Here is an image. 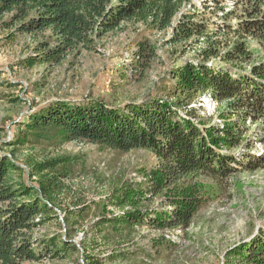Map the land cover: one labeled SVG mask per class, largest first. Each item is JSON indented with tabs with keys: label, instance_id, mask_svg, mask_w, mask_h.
<instances>
[{
	"label": "trees",
	"instance_id": "obj_1",
	"mask_svg": "<svg viewBox=\"0 0 264 264\" xmlns=\"http://www.w3.org/2000/svg\"><path fill=\"white\" fill-rule=\"evenodd\" d=\"M192 1L0 0V26L38 39L36 56L21 61L27 67L37 63L59 65L69 55L80 54L85 49L95 50L99 40L109 33L124 30L129 24L160 31L171 29L168 41L172 45H184L193 38L206 40V46L198 51L197 63L171 68L166 78L168 83L161 90L165 93L162 98L121 107L103 100L79 104L69 99L58 100L31 114L23 123L17 137L19 145L31 142L33 136L36 140L59 139V144L85 141L118 152L147 148L156 154L158 164L146 173L148 185L145 188L124 184L109 196L115 206L122 209L129 206L133 211L99 216L96 226L102 232L109 226L118 232L139 225L158 229L188 228L199 210L214 197L199 179L211 178L221 184L239 171L232 166L234 163L242 168H260L264 164V156L249 155L243 163L225 154L224 149L241 144L245 130L243 132L238 121L222 114L223 126H218L212 123L213 115L206 116L193 105L198 97L209 94L216 101H229L231 109H235L233 115L241 116L244 121L248 118L257 121L262 117L264 63L252 66L250 75H234L229 67L214 61H246L251 55L245 41L248 36L264 46V0H236L247 5L248 17L236 25L225 24L222 27L225 30L220 27L218 32H210L209 20L199 8H187ZM209 1H202L204 11L210 8ZM212 1L214 9L224 10L220 5L223 0ZM230 15L226 12L225 19ZM230 30L242 40L221 55L222 41L218 37ZM154 54L155 48L144 39L139 41L134 57L140 60L139 66H144ZM13 158L0 153V264H32L45 255H59L61 247L67 245L54 242L44 247L45 254L31 234L40 224L35 221L36 216L42 215L46 221L52 213L53 206L40 198L38 191L52 199L59 183L53 181L51 172L62 162L45 159L33 163L32 172L26 173ZM12 171L25 175L8 178ZM35 175L39 177L38 187L28 182ZM158 197H161L160 206L146 212L139 210L144 199L154 203ZM88 213L81 209L75 217L83 218ZM227 262L264 264V230L249 242L231 248Z\"/></svg>",
	"mask_w": 264,
	"mask_h": 264
},
{
	"label": "rangeland",
	"instance_id": "obj_2",
	"mask_svg": "<svg viewBox=\"0 0 264 264\" xmlns=\"http://www.w3.org/2000/svg\"><path fill=\"white\" fill-rule=\"evenodd\" d=\"M202 1L193 0L187 8L197 7L205 14L210 32H218L225 24L236 25L248 17L247 5L236 0H223L220 5L224 10L214 9L215 2L211 0L207 11ZM226 12L231 13L229 19L224 17ZM170 33L171 29L160 31L129 24L99 40L95 50L69 55L59 65L37 63L27 67L21 61L36 56L38 39L0 26V153L11 158L14 154L13 160L26 173L32 172L33 163L45 159L62 162L51 172L53 181L59 183L52 199L38 191L40 198L53 206L52 213L46 221L44 216L37 215L35 221L40 224L31 234L43 249L54 242L67 245L61 247L59 255H45L32 264H232L227 262V252L264 230V164L260 168H242L234 163L232 166L239 171L221 184L211 178L199 179L214 197L199 210L188 228L139 225L118 232L109 226L102 232L96 226L99 216L133 211L129 206H115L109 196L124 184L145 188L146 173L158 164L156 154L147 148L118 152L85 141L59 144V139L36 140L33 136L31 142L17 144L23 123L54 101L69 99L79 104L103 100L121 107L165 96L161 90L168 83L171 68L197 63L198 51L206 46L203 38H193L184 45L169 44ZM218 38L222 41L221 55L242 40L233 30ZM144 39L155 48V54L148 58L149 64L139 66L140 60L134 56L139 41ZM245 41L251 54L246 61L216 59L214 63L229 67L234 75H250L252 66L264 63V46L251 36ZM193 105L206 116L213 115L212 123L218 126H223L222 114L238 121L245 130L241 144L224 149L225 154L243 163L249 155L264 156V114L257 121H244L233 115L235 109H231L229 101H216L209 94L198 97ZM19 174L25 175L12 171L8 178H19ZM38 181L35 175L28 182L38 187ZM160 199L156 198L154 203L144 199L139 210L155 209L160 206ZM81 209L89 213L83 218L75 217ZM43 252L47 254L45 249Z\"/></svg>",
	"mask_w": 264,
	"mask_h": 264
}]
</instances>
